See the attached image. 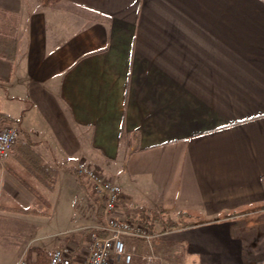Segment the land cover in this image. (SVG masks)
Masks as SVG:
<instances>
[{
  "label": "crops",
  "instance_id": "crops-1",
  "mask_svg": "<svg viewBox=\"0 0 264 264\" xmlns=\"http://www.w3.org/2000/svg\"><path fill=\"white\" fill-rule=\"evenodd\" d=\"M0 11L16 18L0 111L25 108L0 164V264L56 247L79 263L94 206L58 162L117 183V216L146 218L181 264H264L240 232L264 212V0H0ZM179 211L193 225L162 232L158 216Z\"/></svg>",
  "mask_w": 264,
  "mask_h": 264
},
{
  "label": "built area",
  "instance_id": "built-area-1",
  "mask_svg": "<svg viewBox=\"0 0 264 264\" xmlns=\"http://www.w3.org/2000/svg\"><path fill=\"white\" fill-rule=\"evenodd\" d=\"M18 138L19 130L15 125L7 124L0 129V164L8 159ZM75 168L78 177L87 184L92 198L103 204L102 223L97 228L103 235L97 231L88 235V253L78 264H109L111 260L131 264L135 254L126 249L125 238L143 241L148 249L143 258L148 261L157 260L151 230L117 216V206L122 197L121 187L89 164L79 163ZM47 257L46 264H73L76 261L64 247L49 250ZM16 264L29 262L26 256H21Z\"/></svg>",
  "mask_w": 264,
  "mask_h": 264
},
{
  "label": "trees",
  "instance_id": "trees-1",
  "mask_svg": "<svg viewBox=\"0 0 264 264\" xmlns=\"http://www.w3.org/2000/svg\"><path fill=\"white\" fill-rule=\"evenodd\" d=\"M60 1L61 0H40L43 6H51V5L59 3ZM15 20L16 18L14 16L7 14V12L0 11V57L6 58V59L7 58L12 59L14 56V42H15L14 36H15L16 27H12L10 23L15 22ZM7 41H9L10 43ZM24 113H25V108L21 112L18 118H12L10 116L3 114L0 111V125L4 123H7V124H14L17 122L19 123ZM56 166L65 168L69 173L74 174L77 177L81 188L85 192V195L92 202L94 206V217L96 219V227H92L91 231L92 232L97 231L98 226H100V224L102 223V215H103L102 202H96L92 199V196L90 195L88 187L82 182V180H80V177L76 175L74 168L67 166L65 162H58ZM54 183H55V179L51 180L50 182H45V185L48 189L51 190L54 186ZM20 211L26 212V213L32 212V210H28V209H21ZM158 218H159L158 222H160L162 232L188 228L193 225L190 220L191 215L187 211H179L175 215L164 213L162 215H159ZM140 224L148 226V228L152 230L151 228L152 225L149 224L146 218L140 219ZM99 234L103 235V233L101 232H99ZM125 245H126V242H125ZM31 252H35L36 256H35L34 261H30L27 258L29 264H46L47 263L48 257H47L46 252H43L42 250H38L35 248L31 249L30 253Z\"/></svg>",
  "mask_w": 264,
  "mask_h": 264
},
{
  "label": "rangeland",
  "instance_id": "rangeland-1",
  "mask_svg": "<svg viewBox=\"0 0 264 264\" xmlns=\"http://www.w3.org/2000/svg\"><path fill=\"white\" fill-rule=\"evenodd\" d=\"M5 125H7V123L0 125V129ZM94 201H96V200H94ZM96 202H99V201H96ZM91 213H92V211H91ZM90 224L93 227L96 226V219L94 218V216L92 214H91ZM240 227H241L240 232H241V234L244 233L245 242L247 245H249L248 248H250L252 250L253 254L258 253V255L253 256V260L261 259L262 256H260L259 254L260 253L264 254V212L255 213V214L253 213V215H251L249 218H247V220L243 224H240ZM138 241L133 240L131 238H125L126 249L135 254L131 264H181V262L183 261V260H181V258H183V257L180 255L178 250H177L178 253H175L172 251L162 252L156 248L155 242H153V249H154L155 253L158 255V259L157 260L153 259L152 261H148L147 259H142V258L140 259L141 255L145 251H147V249L145 250V248L143 246H140ZM29 244L37 245L38 241L33 239V240H30ZM167 247L172 248L174 246L169 245ZM64 248H67L72 253V248H68V247H64ZM87 253H88V239H87V242L84 244V246L81 248V250L79 252H77V256H79V258H78L79 261L81 259H84V257L86 256ZM34 260H35V257L33 258L32 261H34ZM112 261H114V260H111L109 262V264ZM115 262H117V261H114V264H115ZM116 264H122V263L118 262Z\"/></svg>",
  "mask_w": 264,
  "mask_h": 264
}]
</instances>
